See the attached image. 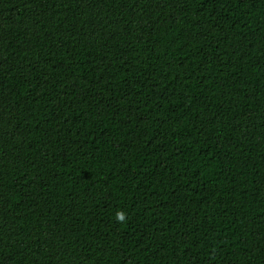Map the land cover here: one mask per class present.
Masks as SVG:
<instances>
[{"label": "trees", "instance_id": "1", "mask_svg": "<svg viewBox=\"0 0 264 264\" xmlns=\"http://www.w3.org/2000/svg\"><path fill=\"white\" fill-rule=\"evenodd\" d=\"M0 264H264V0H0Z\"/></svg>", "mask_w": 264, "mask_h": 264}, {"label": "clouds", "instance_id": "2", "mask_svg": "<svg viewBox=\"0 0 264 264\" xmlns=\"http://www.w3.org/2000/svg\"><path fill=\"white\" fill-rule=\"evenodd\" d=\"M117 219H119V220H123V219H124V215H123V213L118 214Z\"/></svg>", "mask_w": 264, "mask_h": 264}]
</instances>
